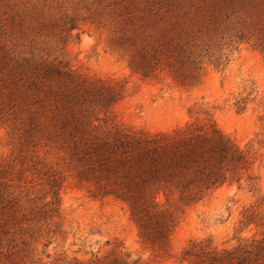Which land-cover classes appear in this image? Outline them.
Returning <instances> with one entry per match:
<instances>
[{
  "label": "trees",
  "instance_id": "1",
  "mask_svg": "<svg viewBox=\"0 0 264 264\" xmlns=\"http://www.w3.org/2000/svg\"><path fill=\"white\" fill-rule=\"evenodd\" d=\"M117 17L112 44L128 54V67L141 79L167 70L183 83H196L200 57L213 47L247 44L264 57V0H157L124 6ZM121 97L111 81L83 75L61 60L21 57L0 44V124L17 143L19 173L35 171L50 198L39 213L25 207L10 185L11 164L0 163V247L15 248L28 222L59 215L63 177L39 152L57 153L89 198L124 205L140 242L156 255L170 251L171 235L187 207L227 183L245 181L256 189L254 156L213 122L156 132L126 127L113 119ZM261 209L264 195L240 212L239 226L264 228ZM180 260L264 264V233L231 246L210 237L190 240ZM71 261L67 264H146L116 253Z\"/></svg>",
  "mask_w": 264,
  "mask_h": 264
},
{
  "label": "rangeland",
  "instance_id": "2",
  "mask_svg": "<svg viewBox=\"0 0 264 264\" xmlns=\"http://www.w3.org/2000/svg\"><path fill=\"white\" fill-rule=\"evenodd\" d=\"M156 1L0 0V44L21 57L61 60L83 75L113 82L122 92L112 108L113 119L123 126L156 132L213 122L254 156L256 189L245 181L227 183L187 207L171 235L170 251L156 255L140 242L124 205L89 198L57 153L39 152L63 177L59 215L23 225L15 248L0 247V264H67L73 258L89 261L112 253L146 264H188L180 253L190 240L210 237L231 246L239 238L264 233V228L238 224L240 212L264 195V57L247 44L221 51L213 47L200 57L196 83H183L167 70L141 79L128 67V54L112 44L117 11ZM16 147L7 125L0 124V163L11 164L12 190L25 207L39 213L50 199L47 186L31 169L19 173Z\"/></svg>",
  "mask_w": 264,
  "mask_h": 264
}]
</instances>
